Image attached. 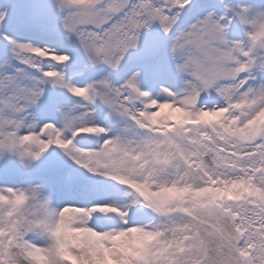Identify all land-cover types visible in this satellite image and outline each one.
Here are the masks:
<instances>
[{
	"label": "snow or ice",
	"instance_id": "1",
	"mask_svg": "<svg viewBox=\"0 0 264 264\" xmlns=\"http://www.w3.org/2000/svg\"><path fill=\"white\" fill-rule=\"evenodd\" d=\"M262 10L255 0L0 7V172L13 158L28 168L44 157L50 174L47 188L0 185V264H264ZM9 24L62 35L87 68L102 67L74 83L59 67L72 55L14 39ZM97 105L138 129L135 138L109 136ZM164 108L168 118L157 120ZM72 164L111 181L103 190L122 186L130 202L54 207L52 197L89 188L64 177L60 165ZM96 212L111 226H89Z\"/></svg>",
	"mask_w": 264,
	"mask_h": 264
},
{
	"label": "rangeland",
	"instance_id": "2",
	"mask_svg": "<svg viewBox=\"0 0 264 264\" xmlns=\"http://www.w3.org/2000/svg\"><path fill=\"white\" fill-rule=\"evenodd\" d=\"M4 3L0 4V7H7L10 6L12 0H3ZM37 3L40 2V0H36ZM256 3L264 5V0H255ZM14 25L9 24L6 26L5 31L11 36H13L14 39H20V40H30L33 44H39L40 46L47 45L48 47L58 46L61 47L63 50L67 51L70 55H72L73 59L72 61L68 62L66 65H60L59 67H63L67 77L72 80L74 83H86L89 79L92 77L88 76V71L86 70V67L82 68L77 72L74 68H72V64L78 63L81 59L79 54V49L72 47L68 44L67 41H65L62 37V35H52V36H46L43 33L40 32H33L31 30H20V31H13ZM18 37V38H15ZM5 47L4 41L0 40V48ZM8 56H11V52H8ZM4 56L0 60V64L3 63ZM56 63H61V61H54ZM68 72V73H67ZM76 79V81H75ZM166 83V82H162ZM57 92H60L64 95H67V93L63 89H56ZM76 98H71L66 103L65 107H71L72 103L75 102ZM100 106V105H99ZM33 113H35V109H32ZM79 111V109H78ZM171 110L164 108L160 109L158 112V115L156 117L157 120H166L169 116ZM93 116L97 123H100L101 126L110 129V132L108 133L109 136L112 135H120L127 139H133L135 138V135L139 131L138 129L129 127L128 123L115 116H113L112 120L108 119V111L103 106H100L99 110H95L93 113ZM179 114L172 112L171 117L172 119L178 118ZM102 118H105L104 120H100ZM90 142V139L87 141ZM59 152V150L57 149ZM63 154L61 153V156ZM64 159H67L64 157ZM71 163V162H69ZM63 175L66 178L68 173H71L75 178L80 180L84 185L89 186L88 190L81 192L78 189L70 188L69 191L65 192V195L63 197L57 198L52 197V205L56 208H60L63 206L64 203H68L70 200L72 202H76L83 205H90L92 203H99L102 201H114L118 205H123L125 203L130 202V197L124 196L123 188L119 185H112V187L107 188L106 190H103V186L105 184H112L111 181H106L103 177H91L88 178V176H85V171L83 169H79L78 166L72 164L71 167H66L62 169ZM49 173L44 172L41 170L37 164V162H33V164L28 167L24 168L22 167L18 161L13 158L8 163V171L0 172V185H7L10 187H19L24 188L28 184L36 183V184H44L45 187H48V180H49ZM28 177L32 178V181L30 183H25L24 180ZM92 186H95L97 190H92ZM110 191V192H108ZM67 215H72V213H68ZM143 220L145 223H148L151 220V216L145 215L143 217ZM89 226L92 224H98L100 226H111L113 221L110 219L109 214L96 212L92 214V218L89 220ZM99 230V228H97ZM31 238L33 242L38 244H44L45 238L41 236L38 232L31 234Z\"/></svg>",
	"mask_w": 264,
	"mask_h": 264
},
{
	"label": "bare ground",
	"instance_id": "3",
	"mask_svg": "<svg viewBox=\"0 0 264 264\" xmlns=\"http://www.w3.org/2000/svg\"><path fill=\"white\" fill-rule=\"evenodd\" d=\"M104 119H105V118H102V119H100V120H104ZM108 119H109V120H112V119H113V116L108 114ZM89 139H91V141H93L95 138H94V137H90ZM44 155L49 157L48 152L45 153ZM51 159H52V160H55V161H57V163H59L58 160L55 159L54 157H51ZM108 192H110V191H108Z\"/></svg>",
	"mask_w": 264,
	"mask_h": 264
},
{
	"label": "water",
	"instance_id": "4",
	"mask_svg": "<svg viewBox=\"0 0 264 264\" xmlns=\"http://www.w3.org/2000/svg\"><path fill=\"white\" fill-rule=\"evenodd\" d=\"M44 158H41V161H39V165L41 166V167H48V165L47 164H45L44 162Z\"/></svg>",
	"mask_w": 264,
	"mask_h": 264
},
{
	"label": "clouds",
	"instance_id": "5",
	"mask_svg": "<svg viewBox=\"0 0 264 264\" xmlns=\"http://www.w3.org/2000/svg\"><path fill=\"white\" fill-rule=\"evenodd\" d=\"M262 11H264V10H262Z\"/></svg>",
	"mask_w": 264,
	"mask_h": 264
}]
</instances>
